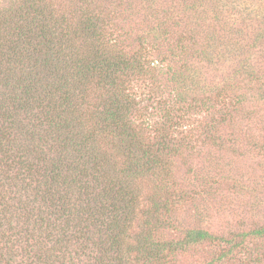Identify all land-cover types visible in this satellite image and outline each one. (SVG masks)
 <instances>
[{"label":"trees","instance_id":"1","mask_svg":"<svg viewBox=\"0 0 264 264\" xmlns=\"http://www.w3.org/2000/svg\"><path fill=\"white\" fill-rule=\"evenodd\" d=\"M110 26L90 0H0V264H172L181 248L216 239L202 228L157 239L175 228L177 204L155 183L183 145L134 124L131 84L153 51L144 36L121 49ZM222 38L207 40L206 58ZM249 231L237 234L263 237L264 225ZM223 239L224 255L238 248Z\"/></svg>","mask_w":264,"mask_h":264},{"label":"rangeland","instance_id":"2","mask_svg":"<svg viewBox=\"0 0 264 264\" xmlns=\"http://www.w3.org/2000/svg\"><path fill=\"white\" fill-rule=\"evenodd\" d=\"M52 1L68 8L75 0ZM200 1L90 3L110 21L108 36L115 35L121 49H138L144 36V51H153L151 68L131 84L138 105L134 124L146 125L150 140L162 131L183 145L155 183L177 204L175 228L157 239L177 241L192 228L216 237L181 248L171 263L264 264V236L240 235L264 225V0H205L197 10ZM241 31L244 37H238ZM220 35L224 45L206 58L202 48ZM158 46L166 54L162 61ZM174 70L185 80L181 89ZM153 185H145L148 195L156 193ZM224 236L239 243L225 255L230 244Z\"/></svg>","mask_w":264,"mask_h":264}]
</instances>
